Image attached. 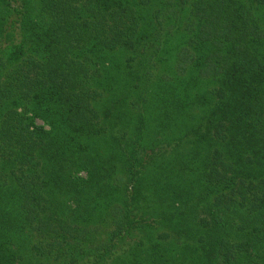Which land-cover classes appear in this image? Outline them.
<instances>
[{
	"label": "trees",
	"instance_id": "trees-1",
	"mask_svg": "<svg viewBox=\"0 0 264 264\" xmlns=\"http://www.w3.org/2000/svg\"><path fill=\"white\" fill-rule=\"evenodd\" d=\"M0 264H264V0H0Z\"/></svg>",
	"mask_w": 264,
	"mask_h": 264
}]
</instances>
